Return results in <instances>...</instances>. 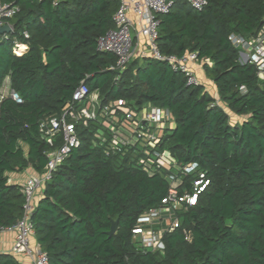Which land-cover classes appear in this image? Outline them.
I'll list each match as a JSON object with an SVG mask.
<instances>
[{"label":"trees","instance_id":"obj_1","mask_svg":"<svg viewBox=\"0 0 264 264\" xmlns=\"http://www.w3.org/2000/svg\"><path fill=\"white\" fill-rule=\"evenodd\" d=\"M3 1L20 11L9 20L13 30L0 35V88L10 76L23 102L7 97L0 105V225L11 226L24 213L23 185L10 183L8 174L44 172L61 138L46 141L40 123L60 115L84 81L103 104L124 99L136 110L148 103L168 109L175 125L163 131L158 149L169 162L151 172L139 164V146L108 154L110 143L100 134H111L102 122L80 124V146L45 183L31 215L48 264H264V80L255 64L239 60L229 39L257 34L264 0H208L201 11L175 0L157 14L160 50L197 52L217 97L150 56H135L122 72L112 68L117 56L99 51L97 40L114 27L119 0ZM16 41L28 48L16 53ZM202 174L209 184L196 205L175 210L180 226L164 232L163 251L134 240L141 216L161 207L171 187L192 193ZM0 264L20 261L0 253Z\"/></svg>","mask_w":264,"mask_h":264},{"label":"built area","instance_id":"obj_2","mask_svg":"<svg viewBox=\"0 0 264 264\" xmlns=\"http://www.w3.org/2000/svg\"><path fill=\"white\" fill-rule=\"evenodd\" d=\"M175 0H119V7L113 16L114 27L98 37L97 49L102 52H110L117 56V63L112 68L125 70L129 62L137 55L150 56L167 62L172 69L182 72L189 85L202 84L196 75L191 63L199 62L198 53L188 52L183 56L163 53L157 44L160 21L159 13H167ZM190 5L198 11L208 5V0H188ZM20 11V7L14 3L0 0V26L10 24V19ZM25 36L29 35L25 32ZM233 45L238 48L242 63L255 64L258 75L264 80V24L262 28L251 37L239 33L229 36ZM28 48L27 43L15 42V52L21 53ZM119 79V75L116 80ZM242 91L246 87L242 86ZM10 97L18 103L23 99L11 86L10 76H7L0 88V105L5 98ZM124 99L110 101L103 104L102 97L97 90H90L84 81H81L73 94V99L65 107L60 115H54L43 119L40 123L42 137L54 143L59 137L61 143L48 152V162L43 173H33L28 176L23 184L25 194L24 213L22 217L11 226L0 225V233L14 231L16 233L12 253L15 256H28L31 264H48V255L40 244L32 242L35 236L31 215L36 207L35 198L38 192H42L45 183L53 177L54 172L66 160L73 149L81 144L78 133L80 124L89 121H101L109 131L100 134L102 143H110V150L106 152H120L125 147L142 148L143 156L139 164H143L151 172H155L167 165L169 160L158 149L163 131L170 127L173 121L172 114L166 108L150 103L136 110L126 107ZM192 167H186L187 171ZM170 182L174 183L175 176H169ZM209 184L204 174L195 181L194 191L180 194L175 187H171L169 194L162 200V206L146 212L139 218V225L133 229L134 240L138 236L145 248L150 250L165 249L164 232L173 231L180 226L178 217H174L175 210L187 209L189 205H196L199 194ZM165 213H169L165 217ZM163 219L170 220L168 227H161L158 231L151 226ZM21 264V263H20Z\"/></svg>","mask_w":264,"mask_h":264},{"label":"crops","instance_id":"obj_3","mask_svg":"<svg viewBox=\"0 0 264 264\" xmlns=\"http://www.w3.org/2000/svg\"><path fill=\"white\" fill-rule=\"evenodd\" d=\"M27 49V48H26ZM24 50V49H23ZM140 56V55H139ZM192 67L194 68L196 75L201 80V82L204 85L210 86L212 81L207 77L203 65L201 62H193L191 63ZM213 83V82H212ZM215 86V84L213 83ZM207 87V88H208ZM216 87V86H215ZM175 122L174 120L170 124V127H174ZM34 170L32 168H28L25 171L22 172H10L8 174L9 176V182L14 184H20L23 185L26 179L29 175L33 174ZM42 192H38L35 198V203L38 204L41 199ZM16 233L14 231H7L0 233V253H12L14 241H15ZM32 242L34 244L37 243L36 237H33ZM21 264H31V258L25 255L17 256Z\"/></svg>","mask_w":264,"mask_h":264},{"label":"water","instance_id":"obj_4","mask_svg":"<svg viewBox=\"0 0 264 264\" xmlns=\"http://www.w3.org/2000/svg\"><path fill=\"white\" fill-rule=\"evenodd\" d=\"M12 31L11 25L10 24H5L3 26H0V35L6 34V33H10ZM118 229V221H114L112 224V228L110 230V234H114L116 233Z\"/></svg>","mask_w":264,"mask_h":264},{"label":"rangeland","instance_id":"obj_5","mask_svg":"<svg viewBox=\"0 0 264 264\" xmlns=\"http://www.w3.org/2000/svg\"><path fill=\"white\" fill-rule=\"evenodd\" d=\"M210 84V86L208 87V85H206V89L215 97L218 96L217 94V90H216V87L213 85V83H208ZM208 87V88H207ZM242 118L241 117H232L231 118V121H235V120H241Z\"/></svg>","mask_w":264,"mask_h":264}]
</instances>
